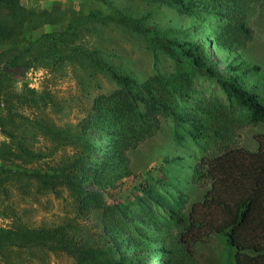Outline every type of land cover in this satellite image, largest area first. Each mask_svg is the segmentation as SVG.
I'll return each instance as SVG.
<instances>
[{
  "label": "rangeland",
  "instance_id": "1",
  "mask_svg": "<svg viewBox=\"0 0 264 264\" xmlns=\"http://www.w3.org/2000/svg\"><path fill=\"white\" fill-rule=\"evenodd\" d=\"M184 1L199 7L180 9L171 0L0 1V228L15 216L35 228L75 216L66 190L37 189L31 174L50 172L71 156L77 136L84 139L79 128L93 99L120 87L109 70L137 83L160 75L173 81L171 94L179 91L166 94L170 107L156 132L126 151L128 169L115 161L108 181L93 186L107 216L79 214L77 230L101 261L120 257L108 244L106 221L128 264L233 262L221 235L188 247L179 234L209 186L197 171L201 159L234 146L256 150L264 123L249 122V112L180 46H199L225 75L240 63L242 81L264 104V0ZM92 136L101 152L105 135ZM10 170L22 173L7 177ZM33 255L21 264H77L61 252Z\"/></svg>",
  "mask_w": 264,
  "mask_h": 264
},
{
  "label": "trees",
  "instance_id": "2",
  "mask_svg": "<svg viewBox=\"0 0 264 264\" xmlns=\"http://www.w3.org/2000/svg\"><path fill=\"white\" fill-rule=\"evenodd\" d=\"M171 1L180 9L199 7L193 6L191 0L188 4L184 0ZM200 7L209 13L213 9L210 3H203ZM215 39L218 43L219 38ZM180 48L194 66L215 77L225 93L249 112V122L264 123V104L258 94L251 92L242 81L243 76L238 73L240 63L230 64L225 75L214 67L210 54L200 51L199 46L185 49L181 45ZM109 72L120 87L109 95L93 99L79 128L84 139L76 137L81 142L75 146L71 156L49 166L50 172L31 174L37 182V189L54 193L66 190L75 216L47 228L30 227L20 217H12L7 227L0 228V264H21L26 261L23 256L33 255L36 251L65 253L75 257L77 264H128L126 254H122L120 237L107 227L106 221L102 228L111 239L108 244L120 257L101 261L89 254L92 250L79 234L76 220L79 214L96 210L107 216V204L93 186L108 181L115 161L118 166L128 169L126 151L156 132L160 115L170 107L166 94L172 96L180 86L173 87L171 94L167 87L173 81L160 75L137 83L112 70ZM139 104L143 106V112ZM2 131L15 139L9 131ZM94 131L106 137L101 152L92 136ZM256 140V150L234 146L204 157L198 163L197 171L208 180L209 186L202 200L190 207L179 234L181 243L189 247L202 242L210 234H218L233 251V262L228 264H264V135L256 136ZM20 173L10 170L5 175L12 178ZM1 177L0 172V181ZM170 181L174 182L173 179ZM177 221L183 222L181 218ZM139 249L145 247L140 244Z\"/></svg>",
  "mask_w": 264,
  "mask_h": 264
}]
</instances>
